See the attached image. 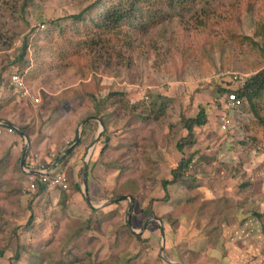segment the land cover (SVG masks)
I'll return each instance as SVG.
<instances>
[{"label":"rangeland","instance_id":"obj_1","mask_svg":"<svg viewBox=\"0 0 264 264\" xmlns=\"http://www.w3.org/2000/svg\"><path fill=\"white\" fill-rule=\"evenodd\" d=\"M94 1L0 0V69L20 55L23 39L33 27L43 30L56 18L61 20L60 25H68L70 20L62 17L78 13ZM201 7L205 10L199 13ZM166 10L168 13L157 18L156 24L145 21L139 28L137 20L129 28L126 26L132 37L129 47L105 45L89 49L76 44L74 52L68 53L57 40L49 44L41 42L37 57L45 61L38 64L40 73L33 74L29 67L24 71L29 87L40 91L39 105L32 106L12 95L7 72L1 85L12 104L0 110V114L8 116L18 112L15 118L23 121L27 117L28 127L36 128L37 119L40 128L45 129L51 122L49 112L59 105L68 113L70 110L69 114H77L79 123L80 118H88L96 112L87 93L101 97L108 92L123 93L101 106L98 115L109 124V129L115 130L116 142H120L121 135H126L129 150L122 156L137 158L127 168L118 164L122 172L134 170L133 176L141 178L131 179L135 181L132 190L137 187L139 193L160 194L158 199H163L164 193H170L175 186L164 185L169 179V172L165 170L182 157L176 149L178 140L187 133L182 120L195 117L200 107L206 106V124L195 128L196 142L182 151L183 156H192L198 162L197 158L201 164L197 163L191 177L209 170L214 176L220 172L222 176L215 186L221 189L223 185L232 194L237 191L246 195L242 199L237 196L241 216L264 213L263 128L246 100L237 109L226 110L225 93L218 95L220 89L234 91L237 88L232 73L251 75L264 67V50L259 38L250 43L240 38L232 39L225 33L229 28L239 35L252 37L255 25H264V0H207L190 9H178L173 5ZM183 42H189L188 55L193 57L186 58L185 66L174 65L180 63L179 47ZM27 46L33 52L30 53L32 64L35 62L34 46L30 40ZM2 101L0 105L5 107ZM259 103L264 112V96ZM220 110L232 119L228 128L231 133L219 129L217 114ZM82 111H86L83 116ZM2 139L8 140L7 137ZM118 145L111 150L118 149ZM174 151L177 157L172 156ZM15 156H21V149ZM152 156L168 157L169 161L156 163L152 169ZM85 160L87 174L88 160L80 158L78 165L81 170ZM141 162L145 163L141 165ZM195 182L192 183L194 193L198 199L203 198L206 193L196 189L204 187V182ZM24 187L25 176L18 169L0 170V251L3 252L0 264L114 263L104 259L110 243L99 241L96 227L89 229L84 224L80 226L78 221L62 226L59 209L47 217L45 208L42 210L32 196L25 194ZM85 189L87 191V178L83 192ZM105 193L110 192L105 190ZM223 203L227 205L226 200ZM45 213L49 214V210ZM254 218L261 223L256 234H264V215ZM96 223L101 224L100 221ZM18 250L16 260L14 255Z\"/></svg>","mask_w":264,"mask_h":264},{"label":"crops","instance_id":"obj_2","mask_svg":"<svg viewBox=\"0 0 264 264\" xmlns=\"http://www.w3.org/2000/svg\"><path fill=\"white\" fill-rule=\"evenodd\" d=\"M10 88L12 95L23 98L32 106L39 105L40 102L34 104L19 91ZM1 101L6 103L5 107L0 108L2 111L12 104V99L0 84ZM49 113L51 122L46 124L45 129L40 128L37 119V127L32 129L27 125V117L22 121L15 118V113L8 116L0 114V121L14 129L13 133L5 131L0 135V170L18 169L23 173L20 162L26 145L27 155L32 151L46 155L56 153V158L48 164L47 170L53 175L65 169L69 190L45 188L41 193L33 194L32 200L41 205L42 210L45 208L44 214L47 217L59 209L62 213V226L67 222L78 221L80 226L84 224L89 229L96 227L99 241L103 244L110 243L103 256L106 261H114L109 264H264V234H256L261 223L254 218L263 216L264 213L261 211L253 216H241L237 196L242 199L246 195H240L237 191L232 194L223 185L221 189L215 186L218 177L222 176L220 172L214 176L209 170L191 177L195 170L189 176L190 179L183 177L171 182L172 170L179 158L165 170L169 172L168 184H175L172 191L165 192L163 199H158L160 194L144 195L139 193L137 187V190H132L135 181L131 179L141 180L133 176L134 170L122 172L119 169V166L127 168L137 159L129 155L122 156V153L127 154L129 150L126 135H121L120 142H116L118 139L114 137L115 130L109 129L106 122V132L98 140L97 135L101 129L98 118L83 117L78 123L77 114H69L70 110L68 113L61 105ZM81 114L85 115L86 111ZM22 129L24 135L20 133ZM3 137L8 140L2 139ZM78 137L79 141L75 143ZM117 144L119 150L112 151L111 148ZM20 149L21 156L17 158L15 155ZM172 156L178 155L174 151ZM82 157L89 162L86 174L89 201L83 192V167L81 179L79 178L78 159ZM166 158L168 157L152 156V169L156 163H168ZM196 160L200 166L199 160ZM67 161H71V164L67 165ZM144 163L141 162V165ZM198 180L204 182L205 186L196 191L206 193L200 199L192 188V183ZM73 181L78 185V190L70 184ZM104 189L110 193H105ZM129 196L133 201L130 219ZM225 200L227 205L223 203ZM48 210L49 214H46ZM99 221L101 224L97 225L96 222Z\"/></svg>","mask_w":264,"mask_h":264},{"label":"trees","instance_id":"obj_3","mask_svg":"<svg viewBox=\"0 0 264 264\" xmlns=\"http://www.w3.org/2000/svg\"><path fill=\"white\" fill-rule=\"evenodd\" d=\"M204 3H207V0H95L91 5L78 13L62 17L66 20H70L68 25H60L58 22L61 20L56 18L50 20L48 26L43 30L33 27L30 30L29 35L23 39L20 55L17 56L14 61L0 69V84L4 82V74L7 72H9V75L12 73H18L25 77L24 71L29 67L33 74L38 75V73H40L39 67L41 66H38V64L43 63L41 61H45V59L37 57L38 48L42 46L41 42L49 44L51 41L57 40V43L68 53L74 52L73 47H76V44L80 47L83 46L89 49L92 46L100 48L105 45L118 48H121L120 46L129 47L131 45L132 37L127 27L129 28L132 22L138 20L140 24L137 27L142 28L145 21L147 23L156 24V19L160 18L164 13H168L166 9L173 5L178 9H190L191 6L196 7L199 4ZM204 10L205 9L201 7L198 12L200 13ZM255 27L256 29L252 37L239 35L235 29L229 28L226 29L225 33L231 36L232 39L240 38L241 40L250 43H255L254 38H259L264 50V25L257 24ZM69 30L72 31L71 34L68 32ZM29 40L34 46L35 62L32 64H30L32 60L30 58V53L33 52L29 51L27 46ZM182 44L183 46L179 47L181 50L180 63H173L174 65L180 64L185 66L187 62L186 58L193 57L192 55H188V49L191 47L189 42H183ZM7 84L9 83L7 82ZM230 92L232 91L229 89H220L218 95L221 96L224 93L226 94ZM234 92L237 94L238 98L248 102L251 112L255 119L260 123L259 125L263 128L264 133V112L259 103L264 96V67L251 74L249 78L245 80L243 85L237 86ZM86 95L91 97L94 104L93 107L96 108V112L91 116L98 118L104 125V131L102 132V135H104L107 123L104 119L99 117L98 109H100L101 106H105L108 100L113 99L117 95L122 96L123 93H118V91L113 93L108 92L104 97H101L100 95L97 96L94 93H87ZM1 107L2 105H0V108ZM207 116V107L201 106L195 117L182 120L187 133L177 142V150L182 154V157L172 170L171 182H176L183 178L188 165L194 160L192 159V156H183L182 151L184 147L191 146L196 142L194 130L195 128L202 127L206 124L208 119ZM226 132H229V130ZM20 133L24 135V130H20ZM241 143H243V141ZM66 159L67 156L64 158V161H66ZM81 174L82 167L80 170V175ZM70 184L73 185L74 189H79L76 182L73 181L72 183L70 182ZM167 184L168 181H165L164 185ZM44 190L45 187L40 186L34 195L39 194ZM1 256H3L2 251H0V257ZM14 258L16 260L19 258V250L15 253Z\"/></svg>","mask_w":264,"mask_h":264},{"label":"built area","instance_id":"obj_4","mask_svg":"<svg viewBox=\"0 0 264 264\" xmlns=\"http://www.w3.org/2000/svg\"><path fill=\"white\" fill-rule=\"evenodd\" d=\"M249 74L247 73H232L231 78L234 82H236L237 86L243 85L245 80L249 78ZM9 85L15 90L19 91L22 96L30 99L34 104H38L40 102L39 92L32 90L25 77L18 73H12L9 76ZM225 101L223 104L226 107V110L237 109L241 106L242 101L238 98L237 94L232 91L230 93H226L224 96ZM219 119V129L222 132H226L232 122V119L228 116L227 113L220 110L219 114H217ZM5 131L7 133H13L14 129L12 127H7L3 121H0V135ZM56 158V153L52 152L49 155L43 154L41 152L32 151L30 152L24 160L22 165V171L26 178V184L24 187V192L27 195L32 196L40 186H44L46 189H60L63 191L69 190V183L66 178V171L63 169L61 172L57 174H50L47 170L48 164ZM69 161L67 165H69ZM197 167V162L193 160L187 167V170L184 174V177H189Z\"/></svg>","mask_w":264,"mask_h":264},{"label":"water","instance_id":"obj_5","mask_svg":"<svg viewBox=\"0 0 264 264\" xmlns=\"http://www.w3.org/2000/svg\"><path fill=\"white\" fill-rule=\"evenodd\" d=\"M83 126V124L81 125V127ZM103 131V124L101 123V129L97 135V138L100 136V134L102 133ZM79 141V137L76 139L75 143H77ZM27 150H28V146L26 145L24 150H23V154H22V158H21V166L23 165L24 163V159L27 155ZM86 170H87V161L85 160L84 161V164H83V183L85 185L86 183ZM85 195H86V199L89 201V197H88V194H87V191L85 189ZM129 199L131 200V204H130V207H129V210H128V218L130 219V214H131V210H132V207H133V201H132V198L129 196Z\"/></svg>","mask_w":264,"mask_h":264}]
</instances>
